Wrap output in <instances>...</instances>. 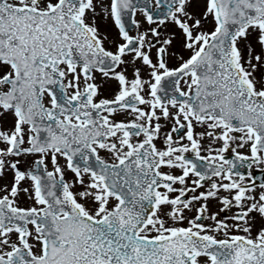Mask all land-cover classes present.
<instances>
[{
  "label": "snow or ice",
  "instance_id": "obj_1",
  "mask_svg": "<svg viewBox=\"0 0 264 264\" xmlns=\"http://www.w3.org/2000/svg\"><path fill=\"white\" fill-rule=\"evenodd\" d=\"M0 264H264V0H0Z\"/></svg>",
  "mask_w": 264,
  "mask_h": 264
}]
</instances>
